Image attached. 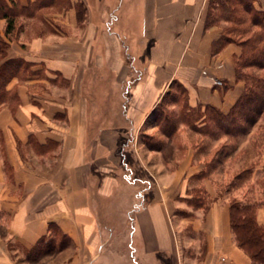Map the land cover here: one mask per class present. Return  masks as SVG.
I'll return each instance as SVG.
<instances>
[{"label":"crops","instance_id":"crops-1","mask_svg":"<svg viewBox=\"0 0 264 264\" xmlns=\"http://www.w3.org/2000/svg\"><path fill=\"white\" fill-rule=\"evenodd\" d=\"M213 1L69 0L19 16L9 36L0 20L1 63L29 66L0 89V264H111L126 215L152 257L183 246L176 264H253L234 240L232 201L172 213L193 182L212 196L211 181H192L204 165L179 142L199 134L182 127L168 138L152 117L173 85L190 109L224 114L242 95L241 48L214 51L222 28L207 26ZM254 7L264 11V0ZM257 220L264 227V206ZM52 226L72 247L40 255Z\"/></svg>","mask_w":264,"mask_h":264},{"label":"trees","instance_id":"trees-1","mask_svg":"<svg viewBox=\"0 0 264 264\" xmlns=\"http://www.w3.org/2000/svg\"><path fill=\"white\" fill-rule=\"evenodd\" d=\"M255 2L256 0L213 1L209 5L206 21L207 26L223 24L222 37L214 45L215 52H219L228 44H236L241 48V53L235 60V71L237 80L244 83L242 95L227 114L211 106L190 109L186 100V92L179 85L182 89V96L185 98L183 107L189 113L204 109L208 113L203 118L204 121L208 120V123H204V126L210 124L211 127L208 130L196 132L184 121V115L174 116L173 109H169L172 114L168 115L165 121L162 122L159 116L162 103L169 100L172 104L179 105V100L171 97V94H167L152 113L156 125L159 129L162 128L161 132L166 137L171 138L176 134L180 120L182 121L180 123L188 126L191 131L203 137H214L221 132L226 137L235 138V134L243 135L247 132L246 130L243 131L246 126L248 128L254 127L259 122L264 124V11L257 10L254 7ZM52 4L63 5L61 0H42L28 8H22L15 0H0V20L6 21V36L12 34L16 29V22L19 16L33 17L39 9ZM68 4L69 0H66L65 6ZM7 49L8 44L0 36V89H3L12 78L24 75L29 68L26 63L18 60H9L2 64L1 62L6 57ZM216 84L222 85L223 82L218 81ZM3 97L4 94H0V101ZM152 147L160 148L161 146L156 144L152 145ZM225 151L227 150L218 151L215 159L208 162L205 168L193 177L192 181L207 179L208 169L214 170L216 166H222L224 159H228L233 154H226ZM240 176L237 177V180L241 179ZM202 188L198 187L197 189L194 187L191 190L194 191V194L198 190L203 193ZM204 193L209 196L205 189ZM191 198H194V196ZM193 200H190V206H194L195 209L203 208L200 205L201 203H198V205L193 204ZM259 206L255 203L239 201H233L230 205V226L234 240L253 264H264V227L257 220ZM209 207L210 205L207 209ZM51 229L52 231H58L55 226H52ZM63 237L66 238L65 236ZM68 241L70 242L69 239Z\"/></svg>","mask_w":264,"mask_h":264},{"label":"rangeland","instance_id":"rangeland-1","mask_svg":"<svg viewBox=\"0 0 264 264\" xmlns=\"http://www.w3.org/2000/svg\"><path fill=\"white\" fill-rule=\"evenodd\" d=\"M61 1L63 3L62 6L66 7V0ZM218 26L222 28L223 24H218ZM170 94L171 97L179 100V105L177 106L178 108L174 109L171 108L172 102L169 100L164 101L159 111L162 122L165 121L168 115L172 114L169 109H173L174 116L184 115V121L196 132H202L211 127L210 124L204 126V123H208V120H203L208 115L204 109L189 113L183 107L185 98L182 96V89L179 85H173ZM180 122L182 121L180 120ZM180 122L179 124L177 123V126L180 129L183 127L182 131L195 133L191 131V128L189 129L188 126ZM244 130L247 132L243 135L235 134V138L226 137L220 132L214 137L193 135L190 141L185 138L179 141L181 143L190 142L197 148V151H200L198 157L203 162L204 168L208 162L215 159L217 152L220 150L226 149V154H233L228 159H224L225 161L222 166H213L215 167L214 170L208 169L207 179L211 181L213 195L207 196L203 188V193H200L199 190L195 194L192 190L188 191L187 198L177 199L176 209L172 212L174 215L183 217L187 216L192 210H198L194 206L189 205L191 199H194L193 204L198 205V203H201L200 205L204 210L212 204V197H216L217 199L226 198L232 202H251L260 205L259 208L264 206V124L259 122L254 127H244ZM147 142L151 145L157 144L155 140L154 142ZM238 176L241 177L240 180H237ZM191 185L192 188L198 189V187H201V184L197 182H193ZM193 196L194 198H191ZM122 217L124 216L122 215ZM130 218H127L126 215L125 219L119 220L116 225L111 243V264H176L178 258L187 254L186 248L177 246L174 254L172 253L168 256L167 254L160 253L152 257L150 249L142 246L141 233H138V231L133 233V228L136 225L133 226L132 218H135V215H131ZM71 247L72 244L68 239L64 238L59 232L52 231L50 236L38 245L36 253H40V255L52 254Z\"/></svg>","mask_w":264,"mask_h":264}]
</instances>
